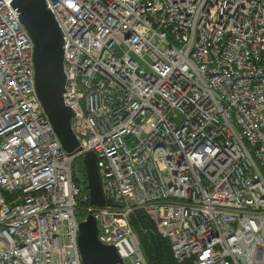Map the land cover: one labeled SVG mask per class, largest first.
Segmentation results:
<instances>
[{
    "label": "built area",
    "instance_id": "built-area-1",
    "mask_svg": "<svg viewBox=\"0 0 264 264\" xmlns=\"http://www.w3.org/2000/svg\"><path fill=\"white\" fill-rule=\"evenodd\" d=\"M11 3L0 0V264H82L87 215L116 264H148L139 209L178 264H264V0H44L73 154L37 97ZM87 151L112 206L89 204L74 179Z\"/></svg>",
    "mask_w": 264,
    "mask_h": 264
},
{
    "label": "water",
    "instance_id": "water-1",
    "mask_svg": "<svg viewBox=\"0 0 264 264\" xmlns=\"http://www.w3.org/2000/svg\"><path fill=\"white\" fill-rule=\"evenodd\" d=\"M11 5L34 44V85L37 97L63 150L67 154H73L81 149V145L71 128L73 112L63 102L65 75L62 38L57 23L52 13L45 8L44 0H12ZM81 160L89 204L114 205L101 192L94 152H85ZM77 244L82 264L121 262L112 245H103L97 239L96 221L91 215H87L78 224Z\"/></svg>",
    "mask_w": 264,
    "mask_h": 264
},
{
    "label": "trees",
    "instance_id": "trees-1",
    "mask_svg": "<svg viewBox=\"0 0 264 264\" xmlns=\"http://www.w3.org/2000/svg\"><path fill=\"white\" fill-rule=\"evenodd\" d=\"M78 161L81 162V159ZM74 179L77 181L76 178ZM84 185V189L87 190L86 181ZM131 222L133 228L139 233L142 228H146V233H140L139 237L148 264H178L172 257L168 240L157 233L154 224L143 210H136Z\"/></svg>",
    "mask_w": 264,
    "mask_h": 264
},
{
    "label": "rangeland",
    "instance_id": "rangeland-1",
    "mask_svg": "<svg viewBox=\"0 0 264 264\" xmlns=\"http://www.w3.org/2000/svg\"><path fill=\"white\" fill-rule=\"evenodd\" d=\"M75 178L77 179L78 183L85 188L84 182L86 181L85 173H84V167L82 165V160L79 162L78 160L75 161L74 167H73ZM139 233V232H138ZM142 233V230L141 232ZM139 233V234H140ZM143 234V233H142Z\"/></svg>",
    "mask_w": 264,
    "mask_h": 264
}]
</instances>
